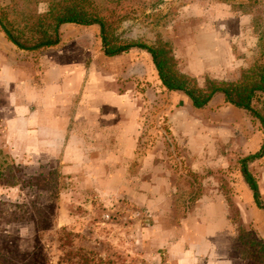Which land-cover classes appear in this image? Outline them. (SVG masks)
Masks as SVG:
<instances>
[{
	"label": "rangeland",
	"instance_id": "rangeland-1",
	"mask_svg": "<svg viewBox=\"0 0 264 264\" xmlns=\"http://www.w3.org/2000/svg\"><path fill=\"white\" fill-rule=\"evenodd\" d=\"M51 1L0 6L20 21ZM91 1L121 41L169 45L201 87L264 59V0ZM263 138L221 95L196 110L167 92L147 53L104 56L97 26L64 25L57 47L31 53L0 32V157L44 187H0V202L34 204L31 219H0V251L16 264H258L238 228L264 242V212L239 161ZM248 166L264 203V158Z\"/></svg>",
	"mask_w": 264,
	"mask_h": 264
},
{
	"label": "trees",
	"instance_id": "trees-1",
	"mask_svg": "<svg viewBox=\"0 0 264 264\" xmlns=\"http://www.w3.org/2000/svg\"><path fill=\"white\" fill-rule=\"evenodd\" d=\"M16 15L18 14L10 7L0 6V32L6 41L19 51L31 53L57 47L61 43V30L64 25L97 26L104 56L111 58L124 56L132 50L143 51L151 57L157 77L167 92L183 95L196 110L206 108L215 97L221 95L226 103L257 120L264 135V116L262 115L264 59H260L237 81L223 82L206 79L204 86L201 87L195 79L177 70L172 50L166 43L158 42L153 46H147L143 43L121 41L115 35V24L104 18L91 0H52L42 14L29 16L20 21H17ZM263 158L264 138L256 153L239 161L242 179L251 192L254 205L262 212H264V203L257 180L248 165ZM21 169L14 160L2 155L0 157V187L11 189L19 186L42 191L44 187H41L39 182L26 181ZM0 204L5 209L3 212L0 210V219L4 220L5 217L6 223H16L32 218L34 211L32 202L29 205H9L5 202ZM238 239L243 247L250 250L258 264H264V242L258 239L253 231L240 226ZM0 264H16L10 251L7 253L0 251Z\"/></svg>",
	"mask_w": 264,
	"mask_h": 264
}]
</instances>
